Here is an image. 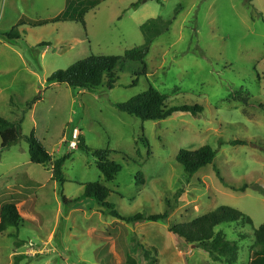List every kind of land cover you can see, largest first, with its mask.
Masks as SVG:
<instances>
[{
	"label": "rangeland",
	"instance_id": "1",
	"mask_svg": "<svg viewBox=\"0 0 264 264\" xmlns=\"http://www.w3.org/2000/svg\"><path fill=\"white\" fill-rule=\"evenodd\" d=\"M99 1L92 8L93 0H0V117L21 120L22 135L35 133L54 160L69 155L61 182L31 162L25 138L0 153V222L7 204L23 217L0 233V264H220L171 230L222 206L253 220L220 226L229 240L264 224V0ZM156 19L144 65L120 64L113 89L48 82L91 55L123 57L144 46L141 26ZM150 88L170 107L204 110L144 121L117 108ZM78 136L112 152L122 166L114 181L92 154L70 148ZM205 145L216 151L214 162L187 175L179 152ZM217 171L246 190L226 187ZM92 183L110 190L108 202L123 217L166 219L116 218L82 198ZM251 247L241 242L239 264H254Z\"/></svg>",
	"mask_w": 264,
	"mask_h": 264
},
{
	"label": "trees",
	"instance_id": "2",
	"mask_svg": "<svg viewBox=\"0 0 264 264\" xmlns=\"http://www.w3.org/2000/svg\"><path fill=\"white\" fill-rule=\"evenodd\" d=\"M144 1L146 0H139L134 7L139 6ZM99 3V0H93L92 8L96 7ZM85 12L86 10H83L79 13L82 24H84L82 16H84ZM67 13H69V10L66 11V14ZM161 22L160 19L150 20L141 26L142 32L149 39L144 46L128 50L123 57L91 55L90 57L73 64L66 70L55 72L48 79V82L66 84L72 88L84 90H95L105 84L109 89H113L118 80L117 69L120 64L138 62L144 65V61L150 51L151 41L153 37H155V34L154 36H151V32L155 30ZM167 25L169 24H166V28ZM14 32L15 31H12L11 34L8 35L10 40L14 37L12 35ZM144 74H147L146 68L144 69ZM38 100L39 97L35 98L32 104L36 103ZM29 107H31V105H29ZM117 108L123 113L135 116L144 121H163L178 112L197 115L204 110L202 106L170 107L168 104V97L162 95L153 88H150L146 93L133 98L128 103L118 104ZM0 137L2 140L0 153L18 144L25 138L29 145L31 162L44 167H50L53 174V180L64 182L63 166L68 160L69 155L54 160L53 156L49 153L35 133H32L28 137L22 135L21 120L9 121L0 117ZM231 144L234 146L246 145L247 142L234 141ZM78 149L86 154H92L96 158L97 167L105 177L106 181H114L117 175L121 172L122 166L110 159L111 151H94L89 148L84 136H79ZM215 158L216 151L211 146L205 145L195 151L181 150L177 156V161L183 166L187 175L193 176L202 168L212 164ZM217 173L221 182L231 190L236 192H244L246 190V186L238 188L237 186L228 183L220 171H217ZM139 177V182L144 183L145 179L141 173H139ZM110 194L111 192L106 186L101 183H92L86 185V190L82 195V198L95 199L98 204L107 208L112 216L129 222L136 220L159 221L166 219V215H153L146 218L143 214H137L133 217H123L117 211L115 205L108 202ZM21 222H23V217L19 213L15 204H7L1 208L0 233L4 232L7 227L18 226ZM238 223L252 225L253 220L237 209L222 206L191 222L174 226L171 231L187 246H196V248H200L205 254H207L210 261L220 264H239L241 242L251 241V251L256 256L254 264H264V224L261 225L253 235L239 232L235 227L234 232L237 231L238 235L234 240H229L226 231L224 229H219L222 225L231 226ZM145 254L146 259L150 261L152 258V252L147 250ZM156 262L157 259L155 258L152 261V264H155Z\"/></svg>",
	"mask_w": 264,
	"mask_h": 264
},
{
	"label": "built area",
	"instance_id": "3",
	"mask_svg": "<svg viewBox=\"0 0 264 264\" xmlns=\"http://www.w3.org/2000/svg\"><path fill=\"white\" fill-rule=\"evenodd\" d=\"M77 139H79V136L77 137ZM70 148L71 149H78V142L74 141L70 144ZM30 247H32V245H30Z\"/></svg>",
	"mask_w": 264,
	"mask_h": 264
}]
</instances>
